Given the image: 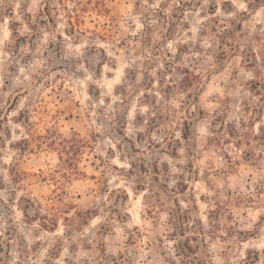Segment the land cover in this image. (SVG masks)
<instances>
[{
	"label": "rangeland",
	"instance_id": "rangeland-1",
	"mask_svg": "<svg viewBox=\"0 0 264 264\" xmlns=\"http://www.w3.org/2000/svg\"><path fill=\"white\" fill-rule=\"evenodd\" d=\"M248 49L262 63L264 0H0V264H233L248 250L264 264V85ZM49 128L92 146L65 190L50 179L60 154L36 138ZM22 197L57 210L56 229L29 222ZM186 213L206 233L196 259L174 246Z\"/></svg>",
	"mask_w": 264,
	"mask_h": 264
},
{
	"label": "trees",
	"instance_id": "trees-1",
	"mask_svg": "<svg viewBox=\"0 0 264 264\" xmlns=\"http://www.w3.org/2000/svg\"><path fill=\"white\" fill-rule=\"evenodd\" d=\"M78 3H75L77 6ZM78 8V7H75ZM83 8V7H82ZM83 10V9H82ZM98 10V9H96ZM84 11V10H83ZM99 11V10H98ZM79 10L76 11L77 13V22H81V15L78 14ZM70 24L72 25L71 32L75 31L76 22L73 20V17H70ZM262 63H260V58H258V54L253 49H248V53L244 56V62L246 63L247 67H250L254 70V73L259 77V81H255L254 84L256 86L264 85V55L261 58ZM260 90V89H259ZM262 104L257 105L256 111H262L264 107V99H262ZM188 133L187 131L183 133V137L187 139ZM255 138H257L261 145L264 146V124L260 125L259 131L255 133ZM38 142L40 145L46 144L51 148H54L58 151L61 157L62 164L60 169L54 170L53 173L50 175L56 182V188H63L66 183H70V181H75L79 179H84L87 177V173L81 167V163L88 148H92L88 139L83 137L80 133L73 131L69 135H65L53 128H49L46 130L45 134H38L36 135ZM241 139H238L240 142ZM25 143L28 144V141L25 140ZM61 178V179H59ZM126 197H124V200ZM22 201V211L26 216L29 222L33 221H40L41 226L47 230L54 231L57 225V218L56 212L57 210H46L42 211V207L36 204L32 199L27 197H22L20 199ZM68 214V213H67ZM96 213L94 211H76L72 216H66L65 220L68 222L76 220V217L79 216L80 218L83 216V219L80 220L81 224H86L89 219H91ZM192 217L189 213L182 215V222L181 225L182 233L181 235L184 237V240H177L174 244L176 252L178 255L185 256L188 254H192L196 256L199 254L202 246L205 245L204 241L202 242L199 240V236L205 237V229L203 224L201 223L200 219L198 220L199 226L192 231L194 228L191 223ZM178 229V228H177ZM189 230V232H187ZM259 252L248 250L245 257L242 258L239 262L233 264H256L259 261ZM198 263H194L192 261H185L184 264H213L212 260H207L198 257ZM231 264V263H225Z\"/></svg>",
	"mask_w": 264,
	"mask_h": 264
}]
</instances>
